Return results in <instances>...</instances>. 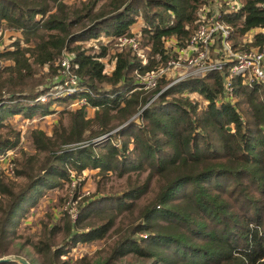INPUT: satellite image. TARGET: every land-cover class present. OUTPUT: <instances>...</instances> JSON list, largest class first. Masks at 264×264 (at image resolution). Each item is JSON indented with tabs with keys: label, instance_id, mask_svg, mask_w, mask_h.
I'll return each mask as SVG.
<instances>
[{
	"label": "trees",
	"instance_id": "trees-1",
	"mask_svg": "<svg viewBox=\"0 0 264 264\" xmlns=\"http://www.w3.org/2000/svg\"><path fill=\"white\" fill-rule=\"evenodd\" d=\"M201 2L0 0V25L19 32L0 46V155L19 145V130L8 121L12 115L55 112L53 101L84 98L79 106L56 111L65 122L59 117L49 133L31 128L32 151L18 146L19 154L10 157L11 177L0 171V256L18 251L27 256L23 242L13 239L25 212L45 190L70 184V171L77 177L88 168L102 178L112 172L127 178L145 174L128 180L119 192L96 185L95 195L78 201L73 216L63 210L55 220L52 214L51 221L41 220L29 242L41 260L31 263L26 257L29 264L122 259L142 264L140 258L147 260L143 264H264V80L244 83L239 74L232 75L229 100L220 69L164 87L169 79L161 77L144 89L133 73L167 57L163 36L185 40ZM220 17L231 25L235 44L243 31L264 26V0H241L239 8ZM133 23L139 24L146 62L122 44L114 48L105 72L108 48L117 44L115 36L131 33ZM98 35L107 36L106 43L85 44ZM250 43L261 45L264 34L254 31ZM64 52L69 53L68 75L77 78L79 88L53 96L48 91L57 83ZM190 91L198 98L188 96ZM39 94L48 99L38 101ZM86 107L93 109L91 115ZM151 176L154 190L133 215ZM125 216L130 219L124 221ZM110 236L104 250L72 261L63 257L77 242Z\"/></svg>",
	"mask_w": 264,
	"mask_h": 264
},
{
	"label": "built area",
	"instance_id": "built-area-1",
	"mask_svg": "<svg viewBox=\"0 0 264 264\" xmlns=\"http://www.w3.org/2000/svg\"><path fill=\"white\" fill-rule=\"evenodd\" d=\"M240 5L241 0H202L195 12V25L185 40L178 41L174 34L163 36V45L170 51L167 57L143 70L136 68L133 70L137 87L143 89L152 87L161 77H165L169 80L163 85L164 87L180 78L201 76L215 68L223 71L222 89L225 97L231 100L232 75L239 74L241 82L244 83L264 80V43L254 45L255 47L249 46L254 31L264 34V26L243 31L242 34L245 35L248 32L249 35L238 45L237 41L234 44L229 37L231 25L220 17L222 11L236 10ZM115 39L118 45L126 44L139 57L142 64L146 62L144 49L146 46L140 43L138 28L134 32L127 33V36H115ZM68 54L63 53L57 83L48 91L53 96L65 95L79 88L76 85L77 78L68 75ZM187 94L196 98V93L193 91ZM155 95L156 93L150 98ZM43 96L46 94H39L36 99H43ZM80 98L84 103V98ZM10 151V149L5 150L0 155V171L8 176L12 174V162L8 155Z\"/></svg>",
	"mask_w": 264,
	"mask_h": 264
},
{
	"label": "rangeland",
	"instance_id": "rangeland-1",
	"mask_svg": "<svg viewBox=\"0 0 264 264\" xmlns=\"http://www.w3.org/2000/svg\"><path fill=\"white\" fill-rule=\"evenodd\" d=\"M72 1V0H68ZM76 1V0H75ZM137 22V21H136ZM139 23V22H138ZM139 24L133 23L131 26L132 32L136 31ZM251 33V30H249ZM19 35L18 30L6 28L5 26L0 25V46H4L7 44V42L13 40L16 36ZM247 34H240L234 37L235 40H237L238 45L241 44L243 39L247 38ZM106 37L103 35H98L94 39L86 40L85 44L89 45H97V44H104L106 43ZM116 41V39H114ZM98 42V43H97ZM109 44V43H108ZM251 47H255L252 44H249ZM114 48L118 49L119 45L115 43H111V46L108 48L107 55L103 58L104 61V71L108 72L111 69V63L112 59H110L111 53L114 51ZM146 50V48H144ZM46 71L45 67L41 68V73H44ZM54 86V85H53ZM53 86H50L51 88ZM53 90V89H52ZM198 97L196 96V99ZM48 99L47 96H43V99H38L40 102H44ZM201 100V99H199ZM203 100L199 101L200 105H202ZM83 104V101L80 97H73L69 101L56 103L53 101L50 106L54 108V110L58 111L62 108H70L75 107ZM92 108L86 107L85 114L91 115L92 114ZM48 112L45 114H33L32 116H21L19 114H14L12 117H8V121L12 123V127L14 129L19 130L20 135V141H19V147L25 149L27 152L32 151V146L30 144V140L28 137L29 131L31 128H40L44 132L49 133L52 126L58 118L60 117L63 122H65V119L62 118V115L58 114L57 112ZM64 115V114H63ZM5 128H2L4 130ZM17 146V147H18ZM16 146L13 148H8L6 150H11L10 154H8L10 157L17 156L19 154L18 148ZM71 174V183L70 184H64L62 188L58 189H52V190H45L43 195L38 199L36 202V205H33L29 207V209L25 212V215L23 216L22 221L17 227V231L15 234H19V237L15 235V238L13 239L19 240L22 243V248H24L23 252L26 253V257L29 259L31 263H36V260H41V257L39 254L35 252V250L32 248L31 240L34 241L37 237V233L40 229L39 222L41 220L45 222H49L50 220V214H52V219L55 220L60 213L63 210H67L68 214L70 216H73L76 213L77 210V202L78 201H87L90 198H92L95 195V188L96 185L102 190V191H112V192H119L123 188L127 186V181L130 179H133L135 177L136 181L141 180L145 174V170L131 174L129 178H127L126 174H122L120 176L116 175L115 173H109L107 177L102 178L100 175L96 174V169H84L80 172V174L77 177H73V171H70ZM8 177H11L9 175ZM159 180V179H157ZM16 181L22 182L23 178L17 177ZM77 182V184H76ZM74 184H76L78 187L75 191V197H72L73 191H74ZM156 185V178L154 176H151L148 182L147 189L139 195L140 197H137L136 205L132 209V214L134 215L136 213V207L140 206L144 201L147 200V198L150 197L151 193L154 190V187ZM130 216H125L124 221H127ZM51 221V220H50ZM113 236H110L105 239H99L92 242H77L73 246L69 248L66 255L71 261L80 256L83 253L91 254L94 252V250H104L108 243L111 242ZM34 239V240H33ZM61 236L60 234L57 235L55 245L60 244ZM30 240V241H29ZM54 245V246H55ZM21 248V249H22ZM20 249V250H21ZM99 250L97 254L99 253ZM102 253V251H101ZM7 254H19V251L17 253L15 252H9ZM4 255V254H3ZM22 255V254H20ZM24 256V255H22ZM25 257V256H24ZM25 257V258H26ZM26 258V259H27ZM142 264L146 263L147 260L145 259H137ZM138 261H134L135 263H138ZM115 264H128V261L126 259H122V261H117Z\"/></svg>",
	"mask_w": 264,
	"mask_h": 264
},
{
	"label": "water",
	"instance_id": "water-1",
	"mask_svg": "<svg viewBox=\"0 0 264 264\" xmlns=\"http://www.w3.org/2000/svg\"><path fill=\"white\" fill-rule=\"evenodd\" d=\"M14 261L18 264H29L28 260L20 254H4L0 256V262Z\"/></svg>",
	"mask_w": 264,
	"mask_h": 264
}]
</instances>
